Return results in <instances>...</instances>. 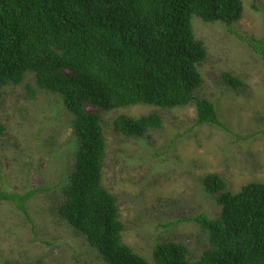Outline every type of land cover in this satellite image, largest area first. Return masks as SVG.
Segmentation results:
<instances>
[{
    "label": "rangeland",
    "instance_id": "obj_1",
    "mask_svg": "<svg viewBox=\"0 0 264 264\" xmlns=\"http://www.w3.org/2000/svg\"><path fill=\"white\" fill-rule=\"evenodd\" d=\"M242 17L228 26L194 16L195 38L207 50L198 64L199 97L212 101L224 124H196L195 102L161 107L134 104L99 112L106 140L102 184L117 198L122 240L153 264L159 242L176 241L189 259L208 245L206 231L187 217H217L221 192L204 179L220 175L226 189L264 182V59L246 37H264V0H243ZM236 79V84L228 80ZM28 85L36 88L33 95ZM157 113L161 125L142 136L114 127L120 115ZM62 96L40 89L34 73L3 87L0 98V191L24 193L45 186L27 201L32 219L11 200L0 199V264H108L86 235L59 215L63 174L73 170L78 144Z\"/></svg>",
    "mask_w": 264,
    "mask_h": 264
},
{
    "label": "trees",
    "instance_id": "obj_2",
    "mask_svg": "<svg viewBox=\"0 0 264 264\" xmlns=\"http://www.w3.org/2000/svg\"><path fill=\"white\" fill-rule=\"evenodd\" d=\"M244 11L243 0H0V98L3 87L34 73L40 89L62 96L75 117L78 144L73 170L63 174L65 200L59 215L86 235L108 264H151L122 240L116 196L104 187L106 140L99 112L134 104L161 107L195 102L196 124L224 127L215 104L199 97L198 64L207 56L195 38L192 20L223 21L228 26ZM264 59V37L244 38ZM236 84V79L230 78ZM29 94L37 92L28 85ZM161 125L157 113L120 115L117 131L142 136ZM209 192H221L217 217H187L207 233L208 247L190 260L176 241L159 242L153 264H264V182L225 190L220 175L204 179ZM41 186L24 193L0 191L32 221L27 201Z\"/></svg>",
    "mask_w": 264,
    "mask_h": 264
}]
</instances>
